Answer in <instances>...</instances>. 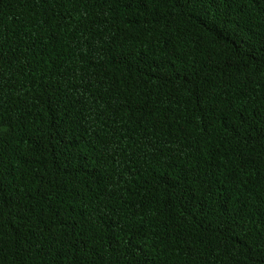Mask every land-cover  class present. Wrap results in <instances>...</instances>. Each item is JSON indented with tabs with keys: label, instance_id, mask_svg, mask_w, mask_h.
<instances>
[{
	"label": "trees",
	"instance_id": "16d2710c",
	"mask_svg": "<svg viewBox=\"0 0 264 264\" xmlns=\"http://www.w3.org/2000/svg\"><path fill=\"white\" fill-rule=\"evenodd\" d=\"M0 264H264V0H0Z\"/></svg>",
	"mask_w": 264,
	"mask_h": 264
}]
</instances>
